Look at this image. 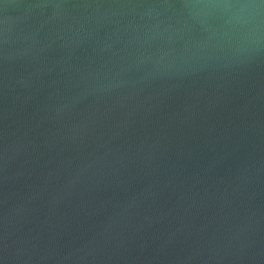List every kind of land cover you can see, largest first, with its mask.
<instances>
[{
    "label": "water",
    "instance_id": "water-1",
    "mask_svg": "<svg viewBox=\"0 0 264 264\" xmlns=\"http://www.w3.org/2000/svg\"><path fill=\"white\" fill-rule=\"evenodd\" d=\"M0 264H264V0H0Z\"/></svg>",
    "mask_w": 264,
    "mask_h": 264
}]
</instances>
